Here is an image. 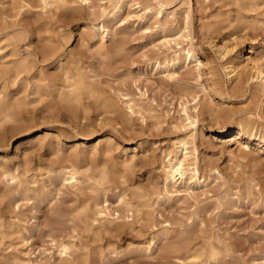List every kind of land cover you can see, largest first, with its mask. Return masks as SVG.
I'll return each mask as SVG.
<instances>
[{
	"label": "rangeland",
	"instance_id": "1",
	"mask_svg": "<svg viewBox=\"0 0 264 264\" xmlns=\"http://www.w3.org/2000/svg\"><path fill=\"white\" fill-rule=\"evenodd\" d=\"M161 2L164 7L158 0H131L115 14L104 0H92L93 9L39 6L15 16L13 0H0V62L12 65L15 53L34 59L31 74L5 81L2 94L25 104L15 122L0 119V264H22L17 255L28 264H190L174 257L171 245L205 250L210 242L220 252L210 264H264V138L257 132L264 121L252 97L257 83L229 92L232 80L204 34L223 25L216 42L237 38L244 59L264 58V0ZM13 32H22L14 43L6 37ZM168 37L180 38L184 51L164 46ZM46 45L58 50L43 58ZM188 50L196 56L189 59ZM65 69H79L100 89L102 100L85 96L76 118L50 116L47 98L35 93L40 74ZM212 80L216 91L226 92L223 100L211 93L215 107H228L234 116L210 124L201 107L207 119L200 116L195 130L185 129L181 103L188 101L192 113L198 101L210 103L204 87ZM110 101L117 110L106 108ZM128 103L136 104L132 116ZM240 117L255 120L252 137L237 135ZM194 132L189 147L198 150L201 173L188 170L190 178L166 196L160 193L163 159ZM132 156L124 170L122 161ZM71 163L83 172L79 188L64 185L57 173ZM105 166L119 176L102 184ZM2 169L20 178L6 181ZM103 187L110 189V202L124 192L141 209L119 211L131 225L117 230L98 223L90 230L73 221L77 208L94 196L103 199ZM60 242H70L69 254L59 252Z\"/></svg>",
	"mask_w": 264,
	"mask_h": 264
},
{
	"label": "bare ground",
	"instance_id": "2",
	"mask_svg": "<svg viewBox=\"0 0 264 264\" xmlns=\"http://www.w3.org/2000/svg\"><path fill=\"white\" fill-rule=\"evenodd\" d=\"M106 5H110L114 10L115 14L119 12L123 6L128 5L131 0H104ZM160 2L161 7H164L165 4ZM14 7L13 9L17 10L18 15L22 11H27L29 9H33L35 7H41L42 10H47L48 8H59L62 7L66 10H76L79 8L86 7L93 9L94 5L92 0H13ZM86 4V5H84ZM100 5V10L102 14L107 13L106 7ZM109 6V7H110ZM93 7V8H92ZM110 7V8H111ZM161 13V11L159 12ZM5 20V19H4ZM162 28L164 27L163 24ZM93 28V27H92ZM91 28V29H92ZM189 28V27H188ZM101 29H104L106 33H109V29L105 27L103 24ZM224 29L223 25H217L215 27H211L205 31V35L207 39L210 41L214 49V53L217 57L222 60L224 71L229 78L232 80L231 88L228 90L233 93H243L247 90V87L256 82L252 90V97L259 106V114L258 118L264 121V58L260 57H250L249 59H244L241 56L240 50L237 48L238 40L237 38H230L228 41L222 42L219 44L216 42L218 36L217 34H222V30ZM191 34V29L188 31V35ZM215 34V35H214ZM107 35V34H106ZM231 35H228L230 37ZM13 43L22 37V32H13L6 36ZM93 38V37H92ZM180 38H171L168 37L163 42V45L171 48L173 44L181 48V44L183 41L179 40ZM105 35L99 38V47L101 49L105 48ZM193 46V45H192ZM183 48V47H182ZM181 48V49H182ZM58 49L54 46L46 45L42 47L41 54L42 57H49L56 53ZM183 50V49H182ZM181 50V51H182ZM15 51V49H14ZM184 51V50H183ZM182 51V52H183ZM15 58H13V64L7 65L4 62H0V119H5L7 121L18 120L19 116H17L19 109L24 106V102L21 99H15L13 102H8L5 100V97L2 96L4 93L3 89L7 87L5 81L16 80L20 77L25 79V76L28 77L31 74L32 68L34 67V59L29 56H21L19 53H15ZM19 55V57H18ZM178 58H180V54H177ZM195 53L193 50H188V58L191 59L195 57ZM12 62V61H11ZM210 82V81H209ZM218 82L211 81L210 85L204 87V91H207L206 98L211 99V93L217 94L221 100L225 98L226 92L225 88L222 87V93L216 91V86ZM218 89V88H217ZM35 93L40 95L41 99L47 98L48 111L47 113L54 116H65L69 118H76L79 110L81 108H85L84 98L87 95L97 96V99L100 96V89L94 85L93 83L87 81L84 73H82L79 69L72 71L70 69H65L60 75L55 74H40L35 82ZM90 98V97H89ZM96 98V97H95ZM101 98V97H100ZM99 98V99H100ZM195 99V98H194ZM209 99V100H210ZM102 100V98L100 99ZM104 100V99H103ZM103 102V101H102ZM105 102V101H104ZM209 102V101H208ZM107 103V102H106ZM127 103V102H126ZM129 104V103H128ZM188 101L181 103V110L183 111V116H185V120L187 124L184 125L185 129H190L193 131L196 128V124L200 121L204 113L202 109L208 113V119L211 123H221V119L225 118L229 120L234 116V110L229 109L228 107L216 108L212 99L210 103L201 101L197 102L195 106V112L192 113L189 106L187 105ZM102 105V104H101ZM103 106V105H102ZM136 104H129L130 116L137 113L135 110ZM202 107V109H201ZM106 108L112 109V111L118 109V104L110 101ZM258 108V107H257ZM85 110V109H84ZM106 110V109H105ZM107 111V110H106ZM115 113V112H114ZM128 114V113H127ZM207 119V118H206ZM205 119V120H206ZM20 121V120H19ZM253 118H238L235 122V129H237V135L240 137L248 136L249 138L254 135V130L256 129L253 122ZM13 122V124H14ZM256 123V122H255ZM261 125V128L257 130L261 137L264 138V124L258 123ZM16 125V124H15ZM220 127H224V125H220ZM258 129V128H257ZM195 130V129H194ZM195 132L189 135V138H183L179 140V144L181 149L169 152L165 155L161 173L164 180V185L161 188V192L166 196L171 194L170 188L174 187L176 184L185 183L190 177H188L187 172L191 170L193 175H198L201 173V169L199 166L198 156H197V148L193 145V147H189V144L194 142L195 140ZM49 138V135L44 137L43 139ZM190 139V140H189ZM110 141H108V145L106 148V152L110 151L109 145ZM240 151L245 150V147L242 146ZM246 152V150H245ZM247 153V152H246ZM246 153L244 155H246ZM106 154V153H105ZM249 154V153H248ZM134 161V156L130 159H125L122 161L123 168L126 170L129 168L131 162ZM130 164V165H129ZM133 164V163H132ZM122 167V166H121ZM192 167V168H190ZM123 170V171H124ZM18 172V171H17ZM16 171L10 172L9 170H1V177L6 181L17 182L19 174ZM59 176L61 177L64 185H70L75 188H79L81 184V178L83 177V172L80 169L73 165L72 163L67 167H62L57 171ZM119 172L112 167H103L100 172L101 183L105 184L106 182L111 181L112 179L118 177ZM118 175V176H117ZM124 177L125 175H121ZM115 180V179H114ZM20 184V183H19ZM109 188L103 187V199H100L98 196L92 197V200H89L83 206L77 208L76 213L73 215V221L82 225L85 229H93L95 224H101L105 226V223H109L110 225H114L117 230L121 229L125 224H130L128 222V215L126 214V219L123 218L119 211H121L122 207L128 208V211L134 210L135 213L140 214L142 211L137 205H134L132 201H130L126 193L122 192L121 195L118 196L117 203L110 202V198L108 196ZM126 192V191H125ZM131 212V211H130ZM133 213V212H132ZM113 214H116V217H113ZM129 214V213H128ZM137 214V215H138ZM134 215V214H133ZM132 215V216H133ZM113 226V227H114ZM153 241V240H152ZM151 242L150 245H152ZM184 244V243H182ZM176 244L171 245L169 248V252L173 254L174 257L184 258L188 260L190 264H210L211 261H217L220 258V252L213 245L212 242L209 243V246L205 250H201V248L193 247L189 244ZM71 249L70 242H60L59 243V252L61 254H69ZM22 264H28L30 259L24 260L20 256L15 257ZM28 261V262H26ZM83 263V262H82ZM2 264V263H1ZM35 264V263H34Z\"/></svg>",
	"mask_w": 264,
	"mask_h": 264
}]
</instances>
